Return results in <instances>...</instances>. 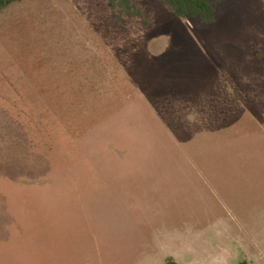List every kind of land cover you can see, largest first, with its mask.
<instances>
[{"label":"rangeland","instance_id":"obj_1","mask_svg":"<svg viewBox=\"0 0 264 264\" xmlns=\"http://www.w3.org/2000/svg\"><path fill=\"white\" fill-rule=\"evenodd\" d=\"M136 4L0 8V264H264V0Z\"/></svg>","mask_w":264,"mask_h":264},{"label":"trees","instance_id":"obj_2","mask_svg":"<svg viewBox=\"0 0 264 264\" xmlns=\"http://www.w3.org/2000/svg\"><path fill=\"white\" fill-rule=\"evenodd\" d=\"M18 0H0V8H5ZM110 5L123 14L142 16L138 0H107ZM175 15L182 18H197L204 24H212L217 17L218 6L223 0H162ZM169 264H176L169 260ZM242 264H248L244 262Z\"/></svg>","mask_w":264,"mask_h":264},{"label":"crops","instance_id":"obj_3","mask_svg":"<svg viewBox=\"0 0 264 264\" xmlns=\"http://www.w3.org/2000/svg\"><path fill=\"white\" fill-rule=\"evenodd\" d=\"M174 259V258H173Z\"/></svg>","mask_w":264,"mask_h":264}]
</instances>
